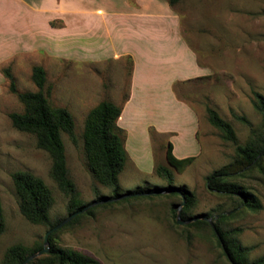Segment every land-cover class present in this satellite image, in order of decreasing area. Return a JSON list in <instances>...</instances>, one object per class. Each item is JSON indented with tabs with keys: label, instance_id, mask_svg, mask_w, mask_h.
<instances>
[{
	"label": "rangeland",
	"instance_id": "obj_1",
	"mask_svg": "<svg viewBox=\"0 0 264 264\" xmlns=\"http://www.w3.org/2000/svg\"><path fill=\"white\" fill-rule=\"evenodd\" d=\"M171 7L179 16L185 40L202 65V76L176 86L179 98L197 112L199 143L193 138L190 120L184 112L174 113L180 131L174 143L179 151L197 156L183 170L176 169L167 161L169 137L153 133L154 167L141 170L128 160L119 180L121 195L129 196L118 200L112 199V190L101 183L92 169L84 135L87 116L100 102H123L129 91L131 63L127 60L117 65L87 66L79 59L119 53L125 44L118 37L114 41L57 37L53 39L54 45L66 48L61 53L14 55L0 62V202L6 223L0 236V264H7L6 254L15 245L26 248L25 254L44 245L49 230L22 215L14 173L27 171L41 177L54 197L52 220L68 217L71 198L52 177L50 154L38 147L36 135L17 130L10 118L11 113L23 112L24 106L11 91L3 69L10 68L17 92H38L33 81V68L37 65L47 73L43 91L50 105L67 108L75 120L77 142L66 133H62V140L69 175L81 202L88 206L98 202L99 197L107 201L89 208L94 210L92 215L62 227L55 239L57 245L92 256L100 264H233L210 227L178 223L176 209L184 198L175 194L185 188L194 195L186 214L189 219L227 213L229 218L221 226L228 231L237 230L235 236L240 244L249 249L246 263L253 264L264 257V159L243 176L231 179L256 197L260 207L255 211L242 208L234 212L236 202L210 191L206 180L224 167H238L235 144L223 139L210 123L207 108L216 110L231 124L240 144L248 142L253 130L264 133V117L253 105L255 94L264 96V0H179ZM102 48L104 53L95 52ZM238 117L246 118L250 125ZM160 165L172 170V184L156 174ZM147 188L163 191L147 196L130 195ZM28 264L55 263L45 253Z\"/></svg>",
	"mask_w": 264,
	"mask_h": 264
},
{
	"label": "crops",
	"instance_id": "obj_2",
	"mask_svg": "<svg viewBox=\"0 0 264 264\" xmlns=\"http://www.w3.org/2000/svg\"><path fill=\"white\" fill-rule=\"evenodd\" d=\"M57 37L113 41L118 37L125 44L119 53L79 62L87 66L131 63L128 94L123 102H112L123 107L117 124L125 132V147L134 166L154 167L153 133L169 137L177 158H196L197 153L179 151L174 143L180 134L174 113L184 112L199 143L197 112L179 98L176 86L202 76V65L167 0H0V62L14 55L61 53L66 48L54 45ZM103 48L95 52L104 53Z\"/></svg>",
	"mask_w": 264,
	"mask_h": 264
},
{
	"label": "trees",
	"instance_id": "obj_3",
	"mask_svg": "<svg viewBox=\"0 0 264 264\" xmlns=\"http://www.w3.org/2000/svg\"><path fill=\"white\" fill-rule=\"evenodd\" d=\"M178 1L170 0V5H174ZM53 25L55 24L53 23ZM2 72L10 80L11 91L18 95L20 102L24 106L23 112L10 114L13 126L19 131L36 135L38 147L47 151L52 158V177L57 182L61 191L71 198L68 206V216L78 213L87 205L81 202L77 186L69 175L66 150L62 140V133H66L73 142H77L75 120L72 113L67 108L52 107L50 105L48 96L43 91L47 81V73L44 67L37 65L33 68V81L39 88L38 92H17L15 79L10 68H5ZM253 105L264 117V96L258 93L255 94ZM122 109L121 105H117L111 101H102L89 112L85 126L84 139L91 167L98 175L101 183L112 190L114 194L112 199H118L123 196L120 193L119 176L129 160L125 147V132L117 124ZM207 113L210 123L222 133L223 139L232 141L235 144V165L238 166L236 170H233L232 167H224L213 172L206 179L208 188L210 191L227 196L236 202L237 207L234 209V212L242 208L251 211L257 210L260 204L256 197L231 179L243 176L245 172L256 167L264 159V133H256L253 130L248 142L244 145L240 144L229 122L224 120L216 110L210 107L207 108ZM238 119L250 125V122L246 118L238 117ZM166 156L168 163L178 170H183L195 160V157L177 158L171 142L168 143ZM155 172L170 184L174 182L173 172L169 168L160 165L156 167ZM13 181L21 197L20 211L29 222L46 226L50 230L65 220V218L57 221L52 220L51 209L54 204V197L41 177L31 172L23 171L14 173ZM162 191L159 189L152 191L147 188L139 189L133 193L130 192V195L139 194V196H147L148 194H156ZM175 195H182L184 200H186L182 215L184 218L189 219L186 214L193 205V193L185 188H181ZM104 199L105 197H99V201H103ZM128 199L126 198V200ZM93 211V209H89L85 213L78 214L63 228L77 223L86 215H92ZM204 216L213 218L218 233L209 222L204 220L196 221L188 226L210 227L217 238L218 244L230 261L233 264H247L246 254L249 249L240 244L235 236L237 230L228 231L221 226L229 218V215L227 213H220L216 217H213L211 214ZM5 228V217L0 202V236L4 233ZM62 229L49 237L50 251L48 255L52 262L55 264H100L92 256L75 249L57 245L55 239ZM43 247L44 245H41L30 254H25L26 248L21 245H15L6 254L7 264H22L31 255L43 249ZM253 264H264V257L258 259Z\"/></svg>",
	"mask_w": 264,
	"mask_h": 264
},
{
	"label": "water",
	"instance_id": "obj_4",
	"mask_svg": "<svg viewBox=\"0 0 264 264\" xmlns=\"http://www.w3.org/2000/svg\"><path fill=\"white\" fill-rule=\"evenodd\" d=\"M179 192V190H178ZM129 196L128 194L127 195H123L121 196L120 198L118 199H121V198H124V197H127ZM118 199H113V200H118ZM107 201L103 200V201H98V202H95L91 205H88L87 207H85L83 210L79 211L78 213H75L71 216H68L67 218H65V220H63L61 223H59L58 225H56L55 227H53L52 229L48 230V232L46 233L45 235V238H44V248L41 249L38 253H35L33 255H31L26 261H24L22 264H28L30 263L32 260H34L35 258L43 255L44 253H49L50 251V240H49V237L57 232L58 230H60L62 227H64L65 225H67L74 217H76L78 214H82V213H85L89 208L93 207L94 205H98V204H101V203H105ZM185 203H186V200H184V202L182 204H180L177 209H176V212L178 214V223L180 225H189L191 223H194L196 221H199V220H204V221H207L211 224V226L213 227V229L218 233L217 231V228H216V225L214 223V220L213 218H209V217H206L204 215H200V216H197V217H192L190 219H184L183 218V215H182V210L185 206Z\"/></svg>",
	"mask_w": 264,
	"mask_h": 264
}]
</instances>
